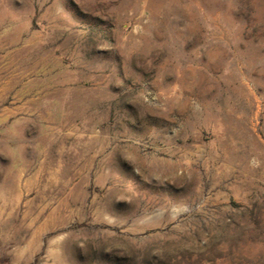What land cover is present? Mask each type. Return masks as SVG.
Returning <instances> with one entry per match:
<instances>
[{"label": "rangeland", "instance_id": "obj_1", "mask_svg": "<svg viewBox=\"0 0 264 264\" xmlns=\"http://www.w3.org/2000/svg\"><path fill=\"white\" fill-rule=\"evenodd\" d=\"M0 264H264V0H0Z\"/></svg>", "mask_w": 264, "mask_h": 264}]
</instances>
